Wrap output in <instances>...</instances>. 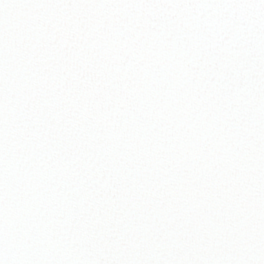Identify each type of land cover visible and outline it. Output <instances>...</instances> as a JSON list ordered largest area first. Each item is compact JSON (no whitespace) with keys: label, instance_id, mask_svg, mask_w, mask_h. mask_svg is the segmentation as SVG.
Masks as SVG:
<instances>
[{"label":"snow or ice","instance_id":"6c2138e0","mask_svg":"<svg viewBox=\"0 0 264 264\" xmlns=\"http://www.w3.org/2000/svg\"><path fill=\"white\" fill-rule=\"evenodd\" d=\"M0 264H264V0H0Z\"/></svg>","mask_w":264,"mask_h":264}]
</instances>
